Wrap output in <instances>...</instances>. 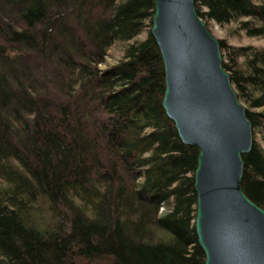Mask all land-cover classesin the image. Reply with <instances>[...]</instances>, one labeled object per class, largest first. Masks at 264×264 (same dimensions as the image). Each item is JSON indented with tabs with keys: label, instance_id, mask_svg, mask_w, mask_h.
<instances>
[{
	"label": "trees",
	"instance_id": "1",
	"mask_svg": "<svg viewBox=\"0 0 264 264\" xmlns=\"http://www.w3.org/2000/svg\"><path fill=\"white\" fill-rule=\"evenodd\" d=\"M155 1L0 0V264H206L200 152L164 108ZM196 6L264 38V0ZM220 42L254 128L242 189L264 209V50Z\"/></svg>",
	"mask_w": 264,
	"mask_h": 264
},
{
	"label": "water",
	"instance_id": "2",
	"mask_svg": "<svg viewBox=\"0 0 264 264\" xmlns=\"http://www.w3.org/2000/svg\"><path fill=\"white\" fill-rule=\"evenodd\" d=\"M197 0H156L151 34L165 69L164 108L183 143L200 152L195 222L206 264H264V209L242 189L255 137L224 67L221 42Z\"/></svg>",
	"mask_w": 264,
	"mask_h": 264
},
{
	"label": "rangeland",
	"instance_id": "3",
	"mask_svg": "<svg viewBox=\"0 0 264 264\" xmlns=\"http://www.w3.org/2000/svg\"><path fill=\"white\" fill-rule=\"evenodd\" d=\"M207 24V23H206ZM208 25V24H207ZM210 32L216 37L219 41H224L226 45L230 48L234 49H242V48H250V49H258L264 50V38H251L246 35L245 32L241 31L238 23H232L226 27H220L215 23L211 22L209 25ZM148 32H144L141 36H139L138 41H143L147 38ZM126 44L116 43L109 51V57L107 58L106 64L102 67V69L107 70L112 66H116L124 57ZM223 58H224V52ZM242 63L243 60H240ZM244 104V103H243ZM245 105V104H244ZM246 106V105H245ZM247 107V106H246ZM258 112H264V110H259ZM255 137V135H254ZM257 142L264 147L261 136L258 135ZM43 218L39 222L44 225L45 222H49L50 215L47 211L43 214Z\"/></svg>",
	"mask_w": 264,
	"mask_h": 264
}]
</instances>
